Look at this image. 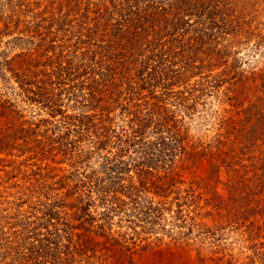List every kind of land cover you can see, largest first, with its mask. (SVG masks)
Returning a JSON list of instances; mask_svg holds the SVG:
<instances>
[{"label": "rangeland", "instance_id": "rangeland-1", "mask_svg": "<svg viewBox=\"0 0 264 264\" xmlns=\"http://www.w3.org/2000/svg\"><path fill=\"white\" fill-rule=\"evenodd\" d=\"M115 2L118 3V0ZM112 3V0H0V61L6 55L9 58L28 50L31 51L27 52L30 59L45 54L59 62H70L75 71L74 87H83L81 94L87 96L93 91L91 87L94 88L92 78L98 76L102 83L104 80L119 81L129 71L124 65L126 55L136 53L126 42L117 43L116 40L122 36L124 39L132 38L128 34L132 31L130 28L136 29L150 18L152 12L157 13L162 7L171 8L172 1L141 0L142 10L128 13L122 9L114 15L110 14ZM219 6L223 12L218 21L223 24L221 18L225 14L227 24L220 28L217 26L218 31L214 30V33L209 28V22L204 25L203 31L194 30L196 16L192 11H180L178 8L168 15L171 20L181 18L183 21L182 28L186 32L181 40L182 51L179 53L176 43L169 50L172 47L169 40L175 35L158 40L159 49H163L164 53L157 64L164 74L155 88L147 87L148 91L141 92L146 95L149 90L154 91L156 99L150 96L141 98L134 108V112L144 114L153 102L158 106L164 104L171 110L172 116L182 118L179 133L182 135L186 131L183 145L185 151H192L187 152V155L191 154L190 158H186L183 149L176 147L168 168L160 164L161 161L151 166L156 176L168 170L175 179L173 184L165 191H149L153 204H131L122 196L127 199L124 209L110 215L105 204L93 196L89 208L81 213L82 217L94 219L92 225H97L101 217L109 214L114 234L122 232L124 236L118 235L122 242L136 244L138 250L132 257L120 254L121 250L113 247L107 254L108 262L215 264L212 258L223 256V260H230L233 264H264V229L260 228L264 223V212L252 214L247 220L234 219L229 217L232 211L229 207L234 208L238 204H223L225 211L220 208L218 212L216 204L209 202L210 199L214 202L220 198L231 201L240 190L228 184L229 176L239 168L238 163H228L230 156L226 159L220 155L214 159L212 152L225 151L227 145L232 144V136L240 135L243 130L240 127H246L249 134L264 130V0H222ZM182 28L178 32L183 31ZM161 29L159 23H154L147 36L160 35ZM116 56L121 62L118 73L113 69L117 67ZM80 73L83 74L77 76ZM147 81L151 83L150 79ZM16 91L18 87L13 79L7 84L0 78V98L12 102L14 108L28 119L36 111H31V105L21 100ZM95 92L98 95L100 91ZM64 94L67 113L78 112L80 109L71 110L73 101L67 100ZM185 106L189 107L190 114L184 113ZM41 113L33 119L49 117ZM126 119L120 117L118 124L125 128V136L129 138L130 123ZM156 120L157 117L153 118L145 130V138L153 144L161 140ZM3 121L0 117V126ZM198 140L202 146L194 145ZM9 142L19 146L22 139ZM168 142L166 150L172 145L175 148L173 140ZM131 147L122 157L125 162L137 158L138 153L132 149L139 146ZM18 154L16 149L11 151V155L0 152V215L14 213L12 204H22V208L33 204L34 198L26 199L20 193L22 173L36 169L28 164L36 162L39 166L53 168L52 173L68 174L77 168L80 172L84 169L89 171L98 160L94 155L83 165H74L75 153L46 159H39L36 154V159L30 160L27 159L28 152ZM211 159L217 160L219 165L213 175L210 173ZM128 174L137 180L133 170ZM251 175L252 172L241 176ZM82 206L84 204L79 207ZM74 209H66V215ZM117 220H122L119 226ZM79 221L75 218L72 223L75 225ZM187 230H191L192 235L185 239ZM95 239L102 241L101 236Z\"/></svg>", "mask_w": 264, "mask_h": 264}, {"label": "trees", "instance_id": "trees-1", "mask_svg": "<svg viewBox=\"0 0 264 264\" xmlns=\"http://www.w3.org/2000/svg\"><path fill=\"white\" fill-rule=\"evenodd\" d=\"M112 1V15L122 9L128 13L142 10L141 0H118V3ZM171 1V8L162 7L157 13L152 12L150 18L136 29L130 28L132 31L128 34L132 38L124 39L122 36L120 40H116L117 43L126 42L132 48L131 51L136 53L126 55L124 65L129 71L119 81L104 80V87L101 78H92L94 80L91 84L94 88L89 86V90L91 87L93 91L88 96L81 94L83 87H74L75 71L71 68L72 63L59 62L45 54L37 59H30L27 52L31 51L28 50L9 58L4 53L6 58L2 57L0 61L1 81L9 84L10 79H13L18 87L16 95L30 104L31 111L35 110L36 113L26 119L25 115L14 108L12 102L0 98V117L4 119L0 126V152L11 155V151L16 149L19 151L18 156L28 152L29 160L36 159V154L39 159H46L49 156L75 153L74 165H83V162L89 161L94 155L98 160L89 171L84 169L80 172L77 168L68 174L52 173L53 168L39 166L36 162L28 164L36 169L22 173L20 193L26 199L34 198L33 204L26 208H22V204H12L14 213L0 215V264H115L107 261V254L113 247H118L120 254H127L129 257L138 250L136 244H125L118 238V235L124 236V233L114 234L108 219L109 214L101 217V222L97 225H92L93 218L82 217V214L89 208L93 196L105 204L107 212L112 213L110 215L121 212L127 199L131 204H153L148 192L165 191L175 179L169 175L168 170L156 176L152 173L151 166L161 161L160 164L168 168L172 161L171 154L175 153L176 147L183 149L187 159L191 156L187 155L189 150L185 151L183 145V140L187 138L186 131L180 135V124H183L181 117L172 116L173 113L164 104L158 106L154 102L147 106L144 114L134 112V108L141 98L150 96L151 99H156L154 91L149 90L150 93L146 95L141 92L148 91L147 87L155 88L156 83L160 82V76L164 74L157 64L164 53L163 49H159L158 40L164 36L175 35L169 40L172 46L169 50L176 43L179 53L182 51L181 40L186 30L182 28L181 18L178 21L168 18V15L174 13L173 10L179 8L180 11H192L196 16V31H203L204 25L209 22V28L214 33V30L218 31L216 27L226 25L227 20L224 14L225 19L223 16L221 18L223 24L218 21L223 12L219 6L222 0ZM154 23L162 26L160 35L147 36ZM181 28L183 31L178 32ZM116 61L117 67L113 69L118 73L121 62L118 58ZM262 73L264 75V69ZM81 74L83 73L77 76ZM147 79L151 80L150 84ZM95 91L100 92L96 95ZM63 93L67 100L73 101L71 110L80 109L78 112L67 113ZM187 108L185 106L184 113L190 114ZM41 112L49 117L33 119L37 114H42ZM120 117H127L126 120L130 123L129 138L125 136V128L118 124ZM155 117L161 140L153 144L145 138V130ZM240 129L243 130L236 136L238 138L232 136V144L227 145L225 151L212 152L214 159L224 155L226 159L230 156L228 163H238L237 172L229 176L228 182L240 188L234 198L237 201H226L219 197L220 200L213 202L210 199L209 202L216 204L217 211L220 208L225 211L223 204H238L234 208L229 207L232 210L229 217L247 220L252 214L259 215L264 212V205L261 206L264 204V130L249 134L246 127ZM13 139H22V143L16 146L9 142ZM171 140L176 146L174 148L172 145L166 150L170 144L168 141ZM195 144L201 145L199 140ZM132 145L139 146L132 149L138 153L137 158L130 159L132 162H125L122 157ZM214 159H211V175L219 167ZM86 167L89 168L87 165ZM130 170H133L137 180L128 174ZM239 172L240 175L236 174ZM251 172L249 177L241 176L250 175ZM80 204L84 206L79 207ZM72 207H75L74 211L66 215V209ZM75 218L80 221L73 225ZM117 221L119 226L122 220ZM260 228L264 229V223ZM76 229L80 231L76 232ZM190 233L191 230L185 231L183 238H189L192 235ZM98 236L102 237V241H96ZM222 257L212 258L213 262L233 264Z\"/></svg>", "mask_w": 264, "mask_h": 264}]
</instances>
